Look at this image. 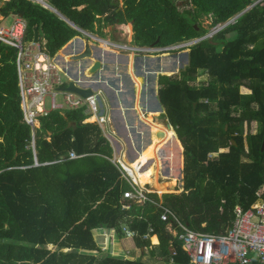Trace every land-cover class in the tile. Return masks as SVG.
Returning <instances> with one entry per match:
<instances>
[{
	"label": "trees",
	"instance_id": "trees-1",
	"mask_svg": "<svg viewBox=\"0 0 264 264\" xmlns=\"http://www.w3.org/2000/svg\"><path fill=\"white\" fill-rule=\"evenodd\" d=\"M191 1L194 8L181 12L172 0H128L126 9L119 0H50L72 24L102 37L107 35L105 28L120 20L135 22L139 46L168 47L201 39L190 48L189 63L178 75L180 68L165 65L173 55L144 57L155 62L150 69L143 61L142 67L144 88L150 94L155 81L149 77L166 75L159 79L162 107L153 114L166 111L175 130L169 128L166 140L157 143L150 174L137 168L143 160L140 153L134 161L124 155L122 163L133 181L151 192L153 202L143 205L124 198L131 186L112 161L114 150L103 128L94 123L98 116L91 118L86 109L54 111L41 118L34 137L22 109L17 51L0 42V264H148L142 258L104 254L99 247L95 232L114 230L124 238L123 224L137 234L124 243L126 248L145 252L152 247L155 264H192L181 244L173 242L160 206L195 231L221 234L233 224L237 207L249 210L264 204V0ZM0 4L2 17L27 21V41L34 40L36 28L40 30L51 57L69 42L61 52L74 46L73 39L81 36L32 0ZM207 17L213 28L237 19L202 40L210 32L201 24ZM70 56L66 62H73ZM140 58L135 57L136 63ZM96 62L92 57L77 63L86 64L84 78L94 79L87 72ZM115 63L103 64L102 81L108 83L113 75L127 87L131 75ZM58 67L63 70L60 62ZM200 78L205 80L198 84ZM129 86L122 91L134 101L133 84ZM147 124L152 128L149 134L144 119L138 120L137 129L151 137L155 130L150 121ZM170 143L178 150L173 158L179 160L172 176L161 179L160 164ZM183 150L184 192L165 194L179 186ZM72 151L82 157L69 159ZM147 235L159 243L157 235L160 244L153 247L144 239Z\"/></svg>",
	"mask_w": 264,
	"mask_h": 264
},
{
	"label": "built area",
	"instance_id": "built-area-1",
	"mask_svg": "<svg viewBox=\"0 0 264 264\" xmlns=\"http://www.w3.org/2000/svg\"><path fill=\"white\" fill-rule=\"evenodd\" d=\"M32 1L35 2L36 0ZM236 19H231L226 24H219L214 27L212 37L225 30L229 25L234 24ZM76 29L87 40H92L96 44L100 43L108 50L117 51L118 54L126 53L143 57H156L164 53L183 51L201 41V39L193 40L194 42L188 41L162 48L143 47L115 41L105 42L89 32ZM27 31V21L21 17H15L10 26H0V42L17 51L16 65L21 89L22 109L26 123L32 127L34 137L36 129L40 128L41 118L49 116L54 111L86 109L89 116H98L97 123L100 126L108 124L110 119L103 115L99 95L94 93L92 96L84 98L64 88V77L68 74L57 66L56 60L46 51V41L39 40L38 43L34 40L27 41ZM205 39L207 38L202 40ZM70 80L74 81L76 85H82V81L79 79L70 78ZM60 98L61 101H59ZM101 112L102 114H100ZM87 121L89 119L86 120V123H88ZM32 147L35 150V141H33ZM81 157L72 151L69 159L75 160ZM112 161L118 166L123 177L131 186V190L124 193V198L134 200L139 205L148 201L153 202L149 197L151 193L133 181L124 164L121 161L119 164L115 160ZM36 163L38 165L37 157ZM160 207L163 209L161 219L167 223V229L173 236V242L181 244L191 258L192 264H254L255 262L264 264V204L249 210L237 207L233 224L221 234L195 231L181 221L172 210L163 206ZM124 208L129 210L130 206ZM102 231L109 235L107 240L110 247L115 239L114 233L117 231ZM123 232L128 236L137 235L130 231L126 225L123 227ZM148 237L146 236L145 240ZM173 255L176 256L177 252L174 251ZM173 262L174 260H172Z\"/></svg>",
	"mask_w": 264,
	"mask_h": 264
},
{
	"label": "rangeland",
	"instance_id": "rangeland-1",
	"mask_svg": "<svg viewBox=\"0 0 264 264\" xmlns=\"http://www.w3.org/2000/svg\"><path fill=\"white\" fill-rule=\"evenodd\" d=\"M3 1H9V0H3ZM39 1H42V2L45 1L47 4L51 5L50 0H39ZM179 1H184V0H179ZM35 2H38V0H36ZM119 2H120V6L121 7H124L125 4H126L125 0H119ZM43 6L45 8H47V9H49L50 11L54 12V10L50 9L49 7H46L45 5H43ZM181 9L184 10L183 7H181ZM1 22H2V20L0 18V26L1 25L10 26L13 23V18L9 17V18H7V20L5 22H3V23H1ZM201 24H202V26L204 28L210 29L209 34H207L205 38H207V39L212 38V36H213L212 33L214 31V30H212L213 29V27H212V18H210V17L204 18L201 21ZM110 29H113V28H111V26H110ZM104 30H105V34H107V35L105 37H102L100 35L97 36V37H99V38L101 37L100 39L105 41V42L113 41L111 39L110 34L108 33L109 28H105ZM115 32H116V34H115L116 40H118L117 42H119V43H128V44H129V42H131V44L136 45L135 44V40H134L135 39V31H134V28H133L132 24L131 25H127V26H125V25H116ZM84 38H86V37H84ZM84 38H82V39H84ZM190 42H194V41H190ZM185 43H187V42H185ZM92 44L96 45L94 47V50L98 51V53H104V56L106 57L107 65H115L116 64L115 60H116V62L119 65L123 66L124 70L129 72L126 69V65L128 63L125 62V59H123V58L122 59L121 58H116L115 59L114 58L113 55L117 54V51L115 52L113 50H108L107 47L101 46L100 43H97V44L96 43H92ZM102 47H104V48H102ZM60 53H61L60 59L63 60V59L66 58V56L68 54L72 53V48L70 47L68 50H66L64 52L60 51L59 55H60ZM166 54L173 55L171 58H169L171 62L165 63V65H166V67L168 69H176V68L179 69L180 68V71L178 73H176L177 75L180 74L181 71L186 69V67H187V65L189 63L188 56L190 54V49H186V50H183V51H179L178 50V51H174V52H171V53H164V54H161V55H166ZM127 55L128 54H126V56ZM143 59H140L138 61V63H136L135 56L133 54H131L130 61L131 60L134 61L135 66L137 67L136 68L137 73L140 74V78H141V90H143L145 92V94L142 97H140V96L137 95V93H135V100L132 101V99H131L129 106H126V105L122 106L121 111H122V113H124L128 109V111L131 110V112H134L136 115H138L137 114L138 109L142 108L143 106H146L145 110L143 111L142 118L145 121V129H146V131H148V134H149V131L150 132L152 131V128L149 127L150 125L147 126L148 125L147 121H150L152 123V125H153L154 130H156V134L164 133L165 134L164 137H168L169 127L166 124V121L168 120L166 111L162 112L163 114L161 116H156L155 117V115L157 113L155 115L153 114V110L155 108L159 109L158 106H161L160 100H159V93H158L159 89H160L159 79H160L161 76H166V75L158 76L156 79H154L153 76L149 77L150 80H152L153 82L155 81V87L157 86L156 88L155 87L153 88L152 93H153V96L155 95L154 98H156V99L153 98V100L151 101L152 107H150V104L148 102H149L150 96H152V94H150V92L144 88V78H143V74H142V67L144 66L143 65V61L146 62L147 65H149L150 69L155 66V62L153 60H150V59H147V58H144V57H143ZM58 60H59V57H58ZM65 62H66V60H65ZM166 62H168V60H166ZM67 63H70V62H67ZM202 72L200 74H202ZM176 74H173L172 76H174ZM167 76H169V75H167ZM131 79H132L133 89L135 90V88L137 86V83L134 82L132 77H131ZM202 80H205V78H200L197 81L198 84H201ZM119 82H120V80H119ZM106 83H107V81H106ZM119 84H121V83H119ZM106 85L107 86L111 85V87H113L114 90L116 89V83L113 82V81H111V83H108ZM107 90H108V88H107ZM111 90H113V89H111ZM111 90H108L107 93L104 90H102L103 93H101V94H98L99 92L96 91V95H99L100 101H101V103L103 105V110L105 111L104 115H106V116H109L111 111H113V107H114V110L118 109L117 104H116L117 100H118V102H120L119 101L120 99H118L120 97V95L118 93L115 95V93H114L115 91L113 90L114 91L113 92ZM110 100L112 101V103H111ZM59 101H61V98L59 99ZM120 103L123 104L122 101ZM146 111H148V113H145ZM112 117L113 116H111V117L109 116L108 118L109 119L111 118V120H109V123L108 124H104L105 126L103 125L101 127L103 128L105 136L110 141L111 146H112V148L114 150V158H113V160H115L119 164V162L120 161L122 162V160L124 159V155H127V159L129 161H134L136 159V154L135 153L136 152L140 153L142 155V157H143V161L138 164V167L140 166L139 169L142 172L149 173L150 171L148 169V166L151 165L150 163L153 160V153L157 151V146H156L157 142L154 143L153 141H151V138L149 136H147L142 131L138 130L136 124H135V128L139 131L140 134H143V138L144 139L140 140V139L136 138V133L135 132H133V136L131 135L132 133H129V132H128L129 134L126 133L125 130L122 128L121 122H119L118 119L114 120V118H112ZM255 126L256 125L253 126V132L256 131ZM129 136H132L133 139H134L132 141L133 148L131 147L130 140H129V143H128V137ZM158 138L160 139V141L163 139L162 137H159V136H158ZM1 141L2 140H0V142ZM158 143H160V142H158ZM170 146H171V144H169L167 146L166 150H165L167 161L163 160V161H161V164H160L161 165V172H160L161 179H163V177L169 178L173 174L174 160L172 158L174 156V152L176 151V149L173 152L174 147L170 148ZM184 151L185 150H183L182 153H181V155L183 157V162H182V168L180 170L181 173H180V176H179V181H180L179 186L176 187V188L171 189L170 193H165V194H182L184 192V178H185V174H184V167H185ZM167 162H169V163H167ZM168 169L170 171L169 173L167 172ZM148 189H149V187H147V189H144V190L149 192ZM124 226L125 225L123 224L122 230H123ZM168 231H169V229H168ZM127 236H125L124 238H127ZM147 236H149L150 239L148 237L146 240H150L151 244L153 245V247L154 246H158L160 244V239H159V237L157 235H155V236L158 237L159 244H157L156 240L155 241L152 240V238L154 236L153 237H151L150 235H147ZM108 237H109V235H106V233L104 231L95 232V239H96L99 247H101V249L104 252V254H107V252H111V254L113 256L124 257V258L129 259V260H137L139 258H142L143 261L148 263V264H155V262H153V260L151 259V255H150V251H151L152 247H151L150 250H146L145 252L143 250H141V249H138L137 247L126 248L124 243H122L119 240V239H121V237L119 235H117V234H114L115 239L113 240L112 244L109 247L108 240H107V239H109ZM128 237L131 240H133V238H135L136 235L135 236H128ZM50 248L52 249L53 247H50Z\"/></svg>",
	"mask_w": 264,
	"mask_h": 264
},
{
	"label": "crops",
	"instance_id": "crops-1",
	"mask_svg": "<svg viewBox=\"0 0 264 264\" xmlns=\"http://www.w3.org/2000/svg\"><path fill=\"white\" fill-rule=\"evenodd\" d=\"M61 14V13H60ZM57 15L58 16H60L61 18L62 17H64L62 14L61 15H59L58 13H57ZM15 17L16 16H12V17H10V18H13V22H14V19H15ZM0 18H1V20H2V22L1 23H3V22H5L6 20H7V18H4V17H2V16H0ZM66 20H67V18L66 17H64ZM63 19V18H62ZM64 20V19H63ZM68 21V22H67ZM66 22L67 23H69L70 25H72V27L74 28V29H76V28H78L77 26H75L74 24H72L69 20H67ZM77 30V29H76ZM73 40H77V42H76V44L74 45V46H71V48H72V54H81L82 52H83V50H85V48H84V45H85V39H82L81 37H76L75 39H73ZM72 40V41H73ZM71 41V42H72ZM70 43V42H69ZM68 43V44H69ZM93 43V42H92ZM91 43V45H92V47L94 48L96 45L95 44H92ZM68 44L65 46V47H67L68 46ZM64 47V48H65ZM69 47V46H68ZM64 48L62 49V50H64ZM69 49V48H68ZM61 50V51H62ZM77 51H79V52H77ZM94 52H95V56H96V58H97V60H103L104 61V63H105V65L107 66V61H106V57L104 56V53H98V51H96V50H94ZM114 56V58L116 59V58H123V59H125V62L126 63H129L130 62V58H131V54H128L127 56H126V54H114L113 55ZM135 56V55H134ZM58 57H59V60H58ZM60 55H59V53L56 55V57H54V59L56 60V64H57V66H58V62H60L61 63V65L63 66V68H64V70L66 69V70H70L69 72H70V75L72 76V79H75V77L76 78H79V80L80 81H83V84L80 86L79 84V86L78 85H76V86H78V87H80V88H85V89H91L92 91H93V94L95 93L96 94V91H98L99 93L98 94H101V93H103V91L102 90H104L106 93H107V91L108 90H111V89H113L114 90V88L113 87H111V85H109V86H107L106 84H108V83H111V81H113V82H115L116 83V89L113 91V90H111V91H113L114 93H115V95L118 93L119 95H120V97L118 98V99H120L119 101L121 102H123V104L122 103H120V102H118V100H117V107H118V109H116V110H114V107H113V111H111V113L109 114V116L111 117V116H113L112 118H114V120L115 119H118L119 120V122H121V124H122V128L125 130V132L126 133H132L131 135L133 136V132H135L136 133V138H138V139H144L143 138V134H140L139 133V131L135 128V120H136V114L134 113V112H131V111H129L128 113H127V116L126 115H124L123 116V114H122V111H121V108H122V106H124V105H126V106H129L130 105V98L128 97V94H127V92H126V90H124V91H122V89H129V85H131L132 84V82H131V80L130 79H128V80H126L125 82L127 83V87H123V84H119V79L117 78V77H115V76H113V75H111V79L109 80V82L108 83H105V82H103L102 81V77H103V75H102V73H97V75H95L94 76V79H92V80H89V79H87V78H84L83 77V74H86V70H87V68H86V64L84 65V67H82V66H80V65H78L77 63L78 62H71V63H67V62H65V59H63V62H62V60L60 59ZM128 58V59H127ZM140 59H143V58H140ZM58 60V61H57ZM103 61H102V63H103ZM115 62H116V60H115ZM76 63V64H75ZM103 63V64H104ZM68 64V65H67ZM70 68H69V67ZM112 77H114L113 79H112ZM66 83L68 84V86H69V84L70 83H75V82H71L70 80H66ZM68 86H67V88H68ZM108 88V90H107V88ZM101 88V89H100ZM159 93V92H158ZM108 95V94H107ZM109 96V95H108ZM154 97H155V95H154ZM110 98V97H109ZM99 100H100V98H99ZM111 101V100H110ZM101 102V101H100ZM111 103H112V101H111ZM101 105H102V103H101ZM102 108H103V105H102ZM104 110H103V115H104ZM132 115H131V114ZM101 114H102V112H101ZM109 116H107V117H109ZM93 117H95V116H92L91 118H93ZM90 118V119H91ZM110 120H111V118H110ZM89 123V122H88ZM95 123H97V122H95ZM133 130V131H132ZM128 133V134H129ZM132 136H129L128 137V143H129V140H130V144H131V147L133 148V145H132V141L134 140L133 139V137ZM132 139V140H131ZM136 140V139H135ZM136 154V158L138 157V154L139 153H135ZM154 154H155V152L153 153V157H154ZM143 161V160H142ZM141 161V162H142ZM153 161V160H152ZM140 162V163H141ZM148 169H149V166H148ZM150 171V170H149ZM127 181V180H126ZM161 196V195H160ZM108 231H110V230H108ZM114 234H117L118 235V231L116 232V233H114ZM127 236V235H126ZM157 237V236H156ZM158 238V237H157ZM122 243H130L131 242V239L127 236V238H121V239H119ZM152 240H156L157 241V239L156 238H154V239H152ZM157 244H159L158 243V241H157Z\"/></svg>",
	"mask_w": 264,
	"mask_h": 264
},
{
	"label": "water",
	"instance_id": "water-1",
	"mask_svg": "<svg viewBox=\"0 0 264 264\" xmlns=\"http://www.w3.org/2000/svg\"><path fill=\"white\" fill-rule=\"evenodd\" d=\"M172 1H173L174 3H177V2H178V0H172ZM45 6L48 7L49 5L47 6V4H46ZM52 10H54V12L58 13L59 15H61V14H60L57 10H55L54 8H52ZM62 18H63L65 21H67L64 17H62ZM67 22H68V21H67ZM39 40H40V30H39L38 28H36V29H35V38H34V41H35L36 43H38ZM84 48H85V50H84L81 54H73V57L71 58V60L74 61V62H79V61H81V60H83V59H86V58H92V57H94L95 59H97L96 56H95V52H94V50H93V47H92V45H91V43H90L89 41H85ZM102 67H103V63H102V61H101V60H97V62H96L95 65L93 66L92 70L90 71L91 74L94 75V76L97 75V73L100 72V70L102 69ZM67 90H68V91L75 92V93L81 95V96L84 97V98H88V97H90V96L93 95V91H92L91 89H88V90H87V89H85V88H80V87L76 86L75 83H71V84L69 85V87L67 88ZM166 124H167V126H168L169 128H174V127L172 126V124H171V122H170L169 119L166 121ZM158 136H159V137H162L163 134H162V133H159ZM234 144H236V143H234ZM243 155H244L245 158H249V155H248L247 152H243Z\"/></svg>",
	"mask_w": 264,
	"mask_h": 264
},
{
	"label": "bare ground",
	"instance_id": "bare-ground-1",
	"mask_svg": "<svg viewBox=\"0 0 264 264\" xmlns=\"http://www.w3.org/2000/svg\"><path fill=\"white\" fill-rule=\"evenodd\" d=\"M102 46V45H101ZM105 47V46H104ZM104 47H102V48H104ZM73 56H70L68 59L69 60H71V58H72ZM95 65V64H94ZM93 65V66H94ZM93 66L88 70V72H87V75H89V76H92V74H91V70H92V68H93ZM136 66H135V63H134V61H130L127 65H126V69L129 71L128 73L131 75V77L133 78V80H134V82H136L137 83V86H136V88H135V90L134 89H132V93L134 94V96H135V93H137V95L138 96H140V97H142L144 94H145V92L143 91V90H141V78H140V74H138L137 73V70H136ZM153 98H154V96L152 95V96H150V100H149V104H151V101L153 100ZM155 99V98H154ZM130 101H131V99H130ZM133 101V100H132ZM145 110V108H139L138 109V111H137V114L138 115H136V120H135V124H136V126H137V122H138V120L139 119H141L142 121H143V119H142V114H143V111ZM131 111V110H130ZM134 111V110H133ZM129 111H128V109H127V111L126 112H124V113H122L123 114V116L124 115H126L127 116V113H128ZM162 112H164V110L163 109H160V111H159V116H161L163 113ZM131 114V113H130ZM132 115V114H131ZM158 137V135L156 134V132L154 133V135H153V140L154 141H158L159 139L157 138ZM1 140V139H0ZM171 146H173V144H171ZM177 164H178V159H175L174 160V167H177ZM140 167V166H139ZM139 167H137V168H139ZM140 173H144V172H142L141 170L139 171ZM132 178V177H131ZM172 184H173V186H175V183H174V181H172ZM153 185H155V187H158L159 186V184H158V182L157 181H155L154 183H153ZM155 241V240H154ZM114 254V253H113Z\"/></svg>",
	"mask_w": 264,
	"mask_h": 264
},
{
	"label": "flooded vegetation",
	"instance_id": "flooded-vegetation-1",
	"mask_svg": "<svg viewBox=\"0 0 264 264\" xmlns=\"http://www.w3.org/2000/svg\"><path fill=\"white\" fill-rule=\"evenodd\" d=\"M125 2H126V4H125V6L124 7H121V8H123V9H126L127 8V2H128V0H125ZM192 1L191 0H184V1H179L178 0V2L176 3L177 4V6L179 7V9H180V11L181 12H184V10H189L190 8H194V6H193V4L191 3ZM179 3V4H178ZM181 7H183L184 8V10H182L181 9ZM108 16V15H107ZM132 24V26H133V28H134V31H135V22H131V23H128L127 25H131ZM116 25H125V26H127L126 24H121L120 23V20H118L117 21V24H115V25H111V28H113V29H110V26L108 27L109 28V31H108V33L110 34V36H111V39H116V37H115V34H116V32H115V30H116ZM135 35H136V32H135ZM136 57V56H135ZM143 74V73H142ZM144 78V77H143ZM160 111V110H159ZM155 115V114H154ZM156 116H159V112L155 115V117ZM156 132V130L155 131H153V133H152V136L150 137L151 138V141H153L154 143L155 142H163V141H165L166 140V137H162L163 139L160 141V139L158 140V141H154L153 140V135H154V133ZM158 135V134H157ZM170 144H173V143H170ZM156 146H157V144H156ZM174 147V150H173V152L175 151V149H176V151L174 152V156L178 153V150H177V148L173 145V146H170V148H173ZM164 157H165V160L167 161V159H166V153H165V155H164ZM175 159H178L179 160V158H173V160H175ZM167 163H169V162H167ZM168 173L170 172L169 171V169H168V171H167Z\"/></svg>",
	"mask_w": 264,
	"mask_h": 264
},
{
	"label": "clouds",
	"instance_id": "clouds-1",
	"mask_svg": "<svg viewBox=\"0 0 264 264\" xmlns=\"http://www.w3.org/2000/svg\"><path fill=\"white\" fill-rule=\"evenodd\" d=\"M36 3H39V4H41V5H46L47 3L44 1V2H42V1H39L38 0V2H36ZM49 4H47V6H48ZM50 9H52L53 7L51 6V5H49L48 6ZM55 9V8H54ZM56 10V9H55ZM58 11V10H57ZM56 13V12H55ZM57 14V13H56ZM79 28V27H78ZM79 29H81V28H79ZM83 30V29H82ZM78 31V30H77ZM83 31H86V30H83ZM79 32V31H78ZM86 32H88V31H86ZM80 33V32H79ZM89 33H91V32H89ZM81 34V33H80ZM91 34H93V35H95V36H99L98 34H94V33H91ZM83 35V34H82ZM78 36V37H81V38H84L83 36ZM101 38V37H100ZM85 40L84 41H89L90 43L91 42H93L92 40H87V38H84ZM113 41H115V42H117L118 40H116V39H112ZM94 43V42H93ZM119 43V42H118ZM133 43V42H132ZM123 44H128V43H123ZM129 44H131V42H129ZM133 45V44H132ZM143 47H147V46H143ZM155 47V46H154ZM159 48H162V47H159ZM77 52H79V51H77ZM80 53V52H79ZM122 54H126V53H122ZM140 57V56H139ZM141 57H143V56H141ZM54 58V57H53ZM63 71L65 72V73H67L68 74V76L70 77V78H72V76L70 75V70H64V68H63ZM68 76H65L64 77V81H65V87L64 88H66L67 89V86H68V84L66 83V80H70V78L68 77ZM75 79H79V78H76L75 77ZM74 79V80H75ZM71 81V80H70ZM78 81V80H77ZM71 82H74V81H71ZM71 84V83H70ZM69 84V85H70ZM82 84H83V81H82ZM69 87V86H68ZM21 90V89H20Z\"/></svg>",
	"mask_w": 264,
	"mask_h": 264
}]
</instances>
